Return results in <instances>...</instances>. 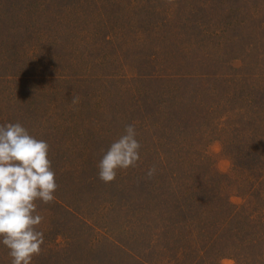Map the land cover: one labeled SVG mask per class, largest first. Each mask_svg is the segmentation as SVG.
Returning a JSON list of instances; mask_svg holds the SVG:
<instances>
[{
  "label": "rangeland",
  "instance_id": "1",
  "mask_svg": "<svg viewBox=\"0 0 264 264\" xmlns=\"http://www.w3.org/2000/svg\"><path fill=\"white\" fill-rule=\"evenodd\" d=\"M201 86L216 98L210 116L196 106ZM261 98L264 0H0V125L18 122L48 143L57 184L52 202H35L44 244L32 264H143L132 256L148 243L185 252L152 202L184 175L181 189L214 177L240 205L232 147L256 122L264 151ZM184 117L188 127L177 124ZM238 119L240 131L227 126ZM130 124L140 159L104 183L97 165ZM221 241L207 261L237 264L219 255ZM8 251L0 243V264Z\"/></svg>",
  "mask_w": 264,
  "mask_h": 264
},
{
  "label": "trees",
  "instance_id": "2",
  "mask_svg": "<svg viewBox=\"0 0 264 264\" xmlns=\"http://www.w3.org/2000/svg\"><path fill=\"white\" fill-rule=\"evenodd\" d=\"M194 83L198 90L199 83L197 81ZM205 91L207 96L204 94ZM196 99L199 103L196 105L197 109H207L204 114L210 116L215 95L210 93L208 87L201 86V90L196 92ZM256 104H258L256 108L263 109L264 99H259ZM199 115L200 113L197 112L196 116ZM240 119L235 123L227 122V126L232 125L240 131L243 123ZM177 124L188 127L190 123L188 117H184L179 119ZM245 126L241 128L244 146L236 144L233 149L231 148L238 150L235 154L237 160L234 159L235 166L245 175L237 185L240 188L238 196L243 202L240 205L233 204L230 201L231 197L214 183V177L210 181L196 180V189L193 186L192 189L185 190L180 186L181 182L185 183L186 176H177L176 184L179 185L172 182L169 187L160 186V191L156 194L158 198L152 202L154 203L152 211H155L154 214L158 219H164L170 227L177 229L179 238L186 244L185 252L179 248L177 254L169 255V252L157 248L159 243L154 246L148 243V248L143 249L144 252H140L138 256H132L133 258L144 261L143 264H152L151 259L155 257H159L160 260L165 258L170 264H182L184 263L182 258H185L188 264H218V257L211 262L207 259L210 257L209 246L212 239L222 238L224 249L219 251V255L229 250L237 264H264V223L258 222V219H264V212L257 214L260 218L255 214L264 208V151L260 147L263 138L256 128V122H252V126L247 129ZM212 218L213 222H211ZM195 220L197 221L195 226L198 228H194L193 233L189 235L188 226ZM151 228L153 231L154 227Z\"/></svg>",
  "mask_w": 264,
  "mask_h": 264
},
{
  "label": "clouds",
  "instance_id": "3",
  "mask_svg": "<svg viewBox=\"0 0 264 264\" xmlns=\"http://www.w3.org/2000/svg\"><path fill=\"white\" fill-rule=\"evenodd\" d=\"M72 104L79 103L73 96ZM134 125L111 144L99 161L98 178L115 180L117 170L134 167L140 159V143ZM46 141L29 134L20 123L0 125V243L9 251L10 264H32L41 253L44 233L38 231L44 217L37 212V200L52 202L57 188L55 172L48 158ZM155 172L150 168L151 177Z\"/></svg>",
  "mask_w": 264,
  "mask_h": 264
}]
</instances>
